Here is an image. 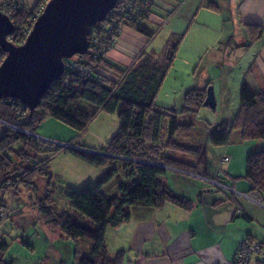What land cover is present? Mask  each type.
Here are the masks:
<instances>
[{
  "label": "trees",
  "instance_id": "1",
  "mask_svg": "<svg viewBox=\"0 0 264 264\" xmlns=\"http://www.w3.org/2000/svg\"><path fill=\"white\" fill-rule=\"evenodd\" d=\"M46 1L49 0H39L36 5L29 7L21 0L23 7L11 20L15 31L8 39L13 44L19 45L25 40L29 33L30 20L40 3ZM120 4L121 0H118L115 8L102 21L103 24L100 22L92 27L89 38H92L95 30L105 27V24L113 22L118 26L122 22L115 13L120 9ZM207 7L212 10L218 8L213 1L209 2ZM142 21L137 24L123 22L122 27L130 26L151 38L155 31L143 27ZM247 26L250 42L262 36V25ZM102 35L105 36V33L99 34V43L105 44ZM182 39L183 35L170 37L172 41H169L165 64L144 53L134 66L123 69L106 58L109 49L102 46L97 54L94 53V47H91L84 55H76L77 60H64V73L50 83L48 90L31 112L23 109L22 103L16 99H0V123L3 126L0 132V206L3 207L8 206V203L1 199L7 191H11L15 197L18 195L19 186L34 190L38 178L46 180L48 194L53 189L49 159H40L38 151L43 149L56 153L66 149L43 148L29 132L36 133L37 127L47 118H51L81 135L86 132L88 125L99 112H117L120 119L119 129L103 147L96 148L107 155H92L68 149L95 167L104 166L111 159L125 160L133 167L132 182L120 185L118 194L112 197H107L102 190L111 174L98 183L89 182L81 189L67 188L69 207L81 218L89 221L91 227L76 222L70 212L57 210L48 195L33 202L43 221L50 227L58 228L66 240L74 244L73 264H123L125 251L121 250L110 256L107 252L105 233L108 227H116L129 220L131 209L136 205L160 208L169 203L185 210L192 207V201L175 193L164 183L163 178L168 169L176 168L198 174L197 167L174 159L166 152H195L200 155L198 149L195 151L194 148L175 141L176 136L189 135L194 131L193 122L181 123L178 115L192 119L191 117L203 107L210 82L201 88L187 89L180 111L155 104V96L172 66ZM4 57L5 52L0 48V64ZM73 62L83 67L88 75H80L78 71L71 69ZM239 98L238 111L231 120L218 124L210 141L216 146H226L232 132L238 130L243 142H263L261 146L252 148L246 156L244 175L250 185L249 192L261 195L264 192V89L254 93L249 85L243 82ZM81 102L91 103L95 110L91 113L82 110L79 107ZM16 184L18 185L14 189ZM80 240L90 245L87 255L79 253ZM8 247V243L0 237V264H11L5 260Z\"/></svg>",
  "mask_w": 264,
  "mask_h": 264
},
{
  "label": "crops",
  "instance_id": "2",
  "mask_svg": "<svg viewBox=\"0 0 264 264\" xmlns=\"http://www.w3.org/2000/svg\"><path fill=\"white\" fill-rule=\"evenodd\" d=\"M23 1L26 6L33 7L39 0ZM212 1L217 4V10H212L203 4L198 6L194 25L201 34L199 39L187 52L183 49L185 43L182 39L176 54H180L187 67H192L202 62L209 49L212 48L214 51L221 46L226 47L220 56L216 53L217 59L209 64H214L218 71L216 81L218 80L220 86L219 98L224 104L228 97L226 88L229 79L234 80V88L237 92L238 89L240 91L243 82H246L254 93H259L264 89V0H224L222 4L218 2L219 0H208V2ZM173 2L174 0H155L152 15L141 23L143 27L151 31L157 30V32L169 27L168 25L176 18L177 12L184 6H180V9L178 6L173 7ZM223 9L227 11L226 14ZM200 14H203V17H200ZM164 20L167 22L164 23ZM249 24L263 26L262 36L254 42H250L247 26ZM199 26L205 31L199 29ZM155 34L147 38L135 28L127 26L123 29L116 46L110 49L105 56L110 62L123 69L134 66L144 53L165 64L170 38L164 51H157L158 48L155 49L153 46ZM170 35H177L174 29ZM225 63L232 64L234 68L229 77H225L223 72L222 65ZM202 79L206 81V77L203 78L201 75L198 83L192 87L205 86L202 84ZM212 85L217 95L215 83ZM191 118L188 119L193 122V117ZM43 124H47L50 127L49 130L41 124L35 131L37 134L62 142H70L75 146L90 147L85 142L77 144L78 133L74 134L70 127L60 121L47 118ZM234 132L238 133L237 140L242 141L238 130L232 132L230 140ZM181 137L176 136L175 141L191 149L194 148L192 145H187L186 139L183 142ZM194 149L201 152L198 147ZM227 152L228 147L223 149L222 154ZM179 153L192 156L189 162L184 163L197 167L198 174L168 169L180 176H188L190 179H183V182L179 176L173 175L172 177H178L173 180L174 182L164 178L163 181L175 193L189 198L192 201L191 209L185 210L169 203L160 208L134 206L129 220L106 229L108 254L114 256L121 250L125 251L123 264H225L234 257L240 243L250 240L260 243L262 252L254 255L249 264H264V192L260 195L261 204H259L233 193L230 189L213 187L199 178V176L209 177L236 192L246 193L249 192L250 185L244 178L245 163L241 166V158L238 164L231 162V158L228 163H224L222 157L221 160H214L213 169L209 174L205 172L206 165L201 163V158L195 152ZM171 157L178 159L176 155H171ZM43 182L44 180L41 181ZM46 191L47 183H45L43 197L48 195L56 208L55 189L53 188L49 194ZM8 205L13 213L14 201L12 202L11 199ZM30 205L34 206L32 202ZM13 222L19 230L22 228L16 239L20 240L21 246L27 251L21 247L25 253L24 260H15L5 256L7 262L11 264H73L74 244L66 240L58 228L50 227L43 221L47 228L57 231L56 238L62 241H52L50 235L44 234L42 243L32 242L27 226ZM0 237L4 239L2 234ZM89 249L90 245L87 242L79 241V253L87 255Z\"/></svg>",
  "mask_w": 264,
  "mask_h": 264
},
{
  "label": "rangeland",
  "instance_id": "3",
  "mask_svg": "<svg viewBox=\"0 0 264 264\" xmlns=\"http://www.w3.org/2000/svg\"><path fill=\"white\" fill-rule=\"evenodd\" d=\"M218 2L222 4L224 0H219ZM199 4L207 6L209 2L208 0H174L173 7L178 6L179 8L180 6H184L177 12L176 18H174V21L168 25L169 27L159 32L155 30L156 36L153 46L155 49L158 48L157 51H164L173 29L175 30V34L183 35V42L185 43L183 49L186 50V52L190 51L189 49H191V46L201 36L200 32L195 28L194 25V22L197 18L196 12ZM224 13L226 14L227 11H224ZM200 17H203V14H200ZM199 27V29L205 31L203 27ZM232 27L233 25L231 26V28ZM225 50V46H221L214 51L212 48L209 49L208 51H206V57L202 60V62L197 66L192 67H187L183 63L180 54L177 53L172 66L168 70L155 96V104L157 106L167 109L174 107V110L180 111L184 104L183 98L185 91L189 88H193L192 86H195L198 83L201 75L203 76V78L206 77V81L202 79V84L206 85L210 82L209 86L212 87L214 99L216 102L215 107H201L193 116V133L189 135L185 134L181 137L183 139V142L186 139L187 145H192L194 148L198 147L201 149L199 155V157L201 158L200 161L202 164L206 165L205 172H209V174H211L214 162L217 159L221 160V158L225 156L231 158V162H234L236 164H238V161L241 158V166H243L246 160V156L248 155L250 150H252V148H254L255 146H261L263 143L261 141H238V133L236 132L233 133L229 144L226 146H216L213 145L210 141L211 136L215 132L218 124L223 122V120H231L236 113L238 106L240 105L239 89L237 92V89L234 88V80L231 79L227 81L228 87L226 88V95L228 97H226L227 99L224 101V104L221 103L219 98L220 86L218 80L216 81L218 71L214 67V64L209 65L211 61L217 59L216 53H218L220 56L221 52ZM77 59V56H73L68 60ZM222 67H224L223 72L225 74V77H229L230 73L234 71L232 64L228 65L227 63H225L224 65H222ZM213 83H215L217 95H215L214 93V88L212 85ZM79 107L89 113L95 110L94 105L88 102H81ZM178 118L179 122L181 123L191 122L185 115H178ZM43 123L44 121L41 123L42 127L46 128V130H49L50 127H48L47 124ZM119 126L120 119L117 115V112H99L94 120H92L88 125L86 132L82 133L81 135L78 134L79 138H77L76 143L78 144L85 142L91 148H101L119 129ZM2 128L3 126L0 123V132ZM70 129L75 134V130H73L72 128ZM226 147H228V152L222 154L223 149ZM166 153L170 156L176 155L178 157L177 160L182 162H189V160L192 158L190 154H182L174 151H167ZM104 155H107V153H105ZM38 157L40 159H49L51 182L57 195L55 203L56 209L66 210L70 212L76 222L84 224L88 227H91V223L86 219L81 218L75 211L71 210V208L69 207V200L66 197L67 188L71 187L75 189H81L87 183H98L109 174H111L109 181L103 186L102 190L107 197H112L118 194L120 185L129 184L133 180L131 176V170L133 169V167L122 159H111L104 166L95 167L81 160L68 149L60 150L56 153L52 150L42 149L38 151ZM224 163H228V161ZM176 170L182 171L180 169ZM173 175L179 176V178L183 182V179L188 178V176H180L179 174L168 170L164 179L169 180L170 182H174L173 180H176L178 177H172ZM188 179H190V177ZM42 180H44L43 183H41ZM45 183L46 180L44 178H38L35 181L36 188L34 190H27L23 186H19V192L16 197L12 196L11 191H7L6 194L2 196V201L11 203L12 199V202L14 201L15 205V210L7 219L8 221L5 220L7 221V223H4L5 221H3L2 224H0V235L2 234V236H4V239L8 242V245L10 244L6 254V258L12 257L15 260H24L25 258V253H23V250L21 248L23 246H21L22 244L20 240L16 239V236L20 235L19 232L22 230V228H20L21 230H19L15 225L16 223H14L13 221L17 222L18 224L27 226L29 234L31 233L30 240L32 242L42 243L44 234L50 235L52 237V241H62L56 238L57 231L47 228V226L43 223L37 207L30 205L31 202L33 203L44 196ZM63 243L65 245L66 242L64 241ZM37 253H39V251Z\"/></svg>",
  "mask_w": 264,
  "mask_h": 264
},
{
  "label": "water",
  "instance_id": "4",
  "mask_svg": "<svg viewBox=\"0 0 264 264\" xmlns=\"http://www.w3.org/2000/svg\"><path fill=\"white\" fill-rule=\"evenodd\" d=\"M118 0H49L34 21L25 41L13 44L12 21L0 12V99L12 98L31 112L51 82L65 69L64 60L84 55L89 48L92 27L103 21ZM211 86L203 106L215 107Z\"/></svg>",
  "mask_w": 264,
  "mask_h": 264
},
{
  "label": "built area",
  "instance_id": "5",
  "mask_svg": "<svg viewBox=\"0 0 264 264\" xmlns=\"http://www.w3.org/2000/svg\"><path fill=\"white\" fill-rule=\"evenodd\" d=\"M155 0H121V7L117 10L116 16L119 17L122 22L118 26H115L113 22H110L108 24H105V27L98 28L95 30L94 34L92 35V38H89V48L88 51L91 49V47H94V53L97 54L99 51V47H107L109 50L113 49L116 44L118 43V40L120 39L123 27V22H133V23H140L145 17L151 16V6L153 5ZM46 2L40 3L38 6L34 17L30 20L29 23V31L36 20V18L42 13ZM23 7V4L21 0H0V12L6 15L10 20L14 17V15ZM115 8V7H114ZM113 8V9H114ZM102 22V21H101ZM167 21L164 20V23ZM100 23V22H99ZM103 24V22H102ZM103 32L105 33V36L102 35L105 44L99 43L100 37L99 34ZM11 41V40H10ZM25 40L22 41V43ZM12 42V41H11ZM21 43V44H22ZM107 45V46H105ZM71 69L78 71L80 75H88L83 67H81L78 63L73 62L71 65ZM23 109H28L24 104ZM38 144L43 148H62V149H75L82 152H86L92 155H104L105 153L101 151L100 149L96 148H84L75 146L70 142H62L55 139L47 138L44 136H41L37 133H30ZM229 160L228 157H223L222 162H227ZM203 181L209 183L213 187L218 188H226L230 189L233 193L238 194L241 197H244L250 201L256 202L261 204L260 202V195L256 192H236L234 189L228 188L221 182L209 178V177H202L199 176ZM10 183V180H8L7 184ZM17 184L15 185L14 189H16ZM12 212V208L8 205L7 207L0 206V222H3L7 220ZM262 252V245L250 241V240H244L240 245L238 246L234 257L225 264H249L252 257L256 254H260Z\"/></svg>",
  "mask_w": 264,
  "mask_h": 264
}]
</instances>
